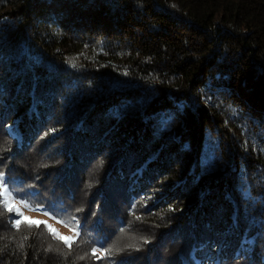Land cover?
<instances>
[{
	"label": "trees",
	"instance_id": "16d2710c",
	"mask_svg": "<svg viewBox=\"0 0 264 264\" xmlns=\"http://www.w3.org/2000/svg\"><path fill=\"white\" fill-rule=\"evenodd\" d=\"M0 170V264H264V0H0Z\"/></svg>",
	"mask_w": 264,
	"mask_h": 264
},
{
	"label": "snow or ice",
	"instance_id": "6c2138e0",
	"mask_svg": "<svg viewBox=\"0 0 264 264\" xmlns=\"http://www.w3.org/2000/svg\"><path fill=\"white\" fill-rule=\"evenodd\" d=\"M71 66L73 68H75L76 64L73 62ZM210 100H211V98L208 97L205 102L208 103V102H210ZM55 131H56V129H50L48 132H45L43 135L45 137H47L50 133H54ZM44 167H47V165H44ZM9 185H10V181L6 176V173L3 170H0V197H3V199H4V205L7 208V212L10 214L15 212L14 216H10L11 226L14 227L15 229L19 230L22 223L28 224L29 226H31V224H35L36 227H39L41 224H44L45 221H30L28 217L23 215V213L20 211L19 208H17L14 204H12L10 202L11 197L15 193L12 190H10ZM25 187H35V184H28V185H25ZM21 203H24V201L21 200ZM43 211L46 215L49 212H53L55 214V209L52 207H46L43 209ZM77 211H81V209H77ZM48 228H49V231L53 233V235L55 236L56 239L62 240L65 244H67V246L69 248L72 247V245L68 242L69 238L60 236L58 233L55 232L54 229H52L51 225H48ZM120 231H124V229L121 228ZM77 235H79V233H77ZM24 239H27V237H24ZM144 243L147 244V243H150V241L147 239H144ZM18 247L23 248L24 247L23 242H20L18 244ZM101 247H103L102 244H101ZM128 247H134V245H129ZM106 251H110V250H106ZM117 251H120V250L117 249ZM96 252H97V249L94 247L92 249V255H95Z\"/></svg>",
	"mask_w": 264,
	"mask_h": 264
},
{
	"label": "rangeland",
	"instance_id": "374dc122",
	"mask_svg": "<svg viewBox=\"0 0 264 264\" xmlns=\"http://www.w3.org/2000/svg\"><path fill=\"white\" fill-rule=\"evenodd\" d=\"M12 204H14L20 211L23 213L24 216L28 217L30 221H45L44 225L48 227L51 225L52 229L55 230L60 236L69 238L68 242L72 243L78 237L77 231L72 230L66 226H64L57 218L50 214H45L44 211L39 209H34L28 205V203L24 202L21 203V200L15 198L14 196L11 197ZM26 205V206H25Z\"/></svg>",
	"mask_w": 264,
	"mask_h": 264
}]
</instances>
